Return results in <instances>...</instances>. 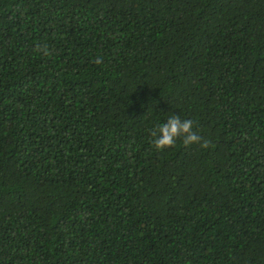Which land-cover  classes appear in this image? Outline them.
<instances>
[{
  "label": "trees",
  "instance_id": "16d2710c",
  "mask_svg": "<svg viewBox=\"0 0 264 264\" xmlns=\"http://www.w3.org/2000/svg\"><path fill=\"white\" fill-rule=\"evenodd\" d=\"M0 264H264V0H0Z\"/></svg>",
  "mask_w": 264,
  "mask_h": 264
},
{
  "label": "clouds",
  "instance_id": "9594fccd",
  "mask_svg": "<svg viewBox=\"0 0 264 264\" xmlns=\"http://www.w3.org/2000/svg\"><path fill=\"white\" fill-rule=\"evenodd\" d=\"M45 47H47L45 45ZM40 51V48L37 49ZM48 52L46 54L50 55ZM99 62V61H98ZM194 122L190 119H184L183 122L179 116H170L166 123L159 126L161 135L156 137V132L153 131L151 135L156 137L153 141V145L157 151H163L168 148L176 146L177 140H182L185 147H190L193 144H197L202 149H207L210 146V141L204 140L200 135H197L194 131ZM185 137L180 139V137Z\"/></svg>",
  "mask_w": 264,
  "mask_h": 264
}]
</instances>
